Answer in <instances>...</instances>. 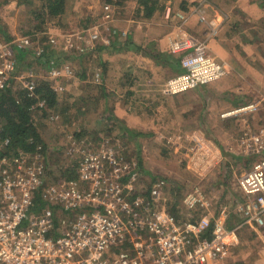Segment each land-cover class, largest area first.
Here are the masks:
<instances>
[{"label":"rangeland","instance_id":"obj_1","mask_svg":"<svg viewBox=\"0 0 264 264\" xmlns=\"http://www.w3.org/2000/svg\"><path fill=\"white\" fill-rule=\"evenodd\" d=\"M7 1L0 0V25L8 33H0V43L37 29L24 6L17 0ZM162 1L174 9L170 18H166V8L152 18L138 16V0L117 7L104 0H69L64 24L55 29L50 24L47 29L58 39L51 46L55 56L44 63L31 53L23 58L16 55L17 68L11 77L15 89L25 87V81L36 87L40 81H50L60 92L59 105L47 113L38 104L34 113L45 141L51 179L62 178L68 168L75 169L83 151L113 149L129 164L128 170L136 168L139 190L165 181L161 208L180 221L212 219L222 207L229 209L241 199L239 177L264 158V152L247 154L242 144L246 134L264 127V1L199 0L189 11L182 9L181 0ZM239 4L255 6L261 16L243 11ZM107 5L113 9L114 21L106 27L104 39L92 41L90 32L102 23ZM229 5H237V17L230 16ZM179 12L185 14L184 20ZM189 36L205 43L209 53L225 62L228 74L171 94L168 80L184 72L181 59L192 51L175 50L171 41ZM129 37L133 44L125 45ZM163 37H167V46L159 44ZM103 43L112 46L102 50ZM174 59H180V65ZM52 61L61 69L69 65L71 73L53 77ZM231 72L238 80L229 83ZM233 85L236 92L230 90ZM250 104L257 108L228 115ZM194 187L200 188L202 201L189 208L184 199ZM239 221L233 216L231 223L234 226ZM248 227L239 231L240 238H245L242 232ZM239 242L238 248H231L228 264H253L243 240Z\"/></svg>","mask_w":264,"mask_h":264},{"label":"built area","instance_id":"obj_2","mask_svg":"<svg viewBox=\"0 0 264 264\" xmlns=\"http://www.w3.org/2000/svg\"><path fill=\"white\" fill-rule=\"evenodd\" d=\"M165 13L166 18L173 15L170 5ZM113 16L107 5L99 25L109 29ZM178 16L186 18L181 12ZM98 26L90 32L92 41L105 37ZM45 34L51 44L57 43L55 33ZM192 37L171 41L175 50L192 48L181 59L184 72L168 80L171 94L228 74L227 64ZM32 44L31 35L0 43V89L17 68L15 50ZM35 52L41 56L43 46ZM52 64L53 77L68 76L72 71L69 65L61 69L54 61ZM24 84L32 95L35 83ZM39 105L43 107L45 101ZM256 108L250 104L228 115ZM242 144L247 154L264 152V127L246 134ZM109 150L83 151L75 165L76 177L56 180L49 177L42 144L34 151H15L0 132V264H228L230 250L239 243V231L245 226L252 227L264 241V158L239 177L241 199L229 209L222 207L212 219L180 221L159 206L165 181L139 190L136 168L128 170L129 164ZM201 201L199 187L184 199L189 208ZM233 215L240 221L230 227Z\"/></svg>","mask_w":264,"mask_h":264},{"label":"trees","instance_id":"obj_3","mask_svg":"<svg viewBox=\"0 0 264 264\" xmlns=\"http://www.w3.org/2000/svg\"><path fill=\"white\" fill-rule=\"evenodd\" d=\"M104 1L113 5V7H117L116 5H122L127 0ZM7 2H9V0ZM17 2L19 6L25 7V14L28 16L29 21L35 23L37 29L25 32V35L32 36L34 46L25 50H17L16 55L23 58L26 54L31 53L40 61H44V63L48 62L49 58L55 56V52L53 51L55 48L51 47L52 44L50 43L49 35L45 34V32H47L50 24L53 29L64 24L66 12H68L69 0H17ZM198 2L199 0L192 2L190 0H181V7L183 10L189 11L191 7ZM165 8L166 6L162 0H138L136 13L142 18H152L157 12ZM102 30V35L107 36L106 30ZM36 31L37 33H40L36 34ZM0 33L3 36L8 34L1 28V25ZM38 35L40 38H38ZM13 38L14 37H12V39ZM6 39L9 40L11 38L9 37ZM130 39L131 38L129 37L128 41L125 42V45L133 44ZM111 42L113 43V40H111ZM38 46H43L44 48V53L41 56H37L35 53ZM111 46L112 45H106L103 43L100 45V49H109ZM151 56L154 58L161 57V55L153 53H151ZM174 64L180 65V59H174ZM137 79L138 76L135 79V82H138ZM14 82V77H10L6 82L5 88L0 89V132L4 137L10 139L11 147L15 151L19 149L34 151L39 144H42L43 147H45V141L39 131V127L34 118V113L40 108L38 104L41 101H45V105L41 107V109L47 113L51 108L55 107L56 104L59 105L61 103L60 92L55 89V86L50 81H40L37 83V87L31 95L29 90L25 87L15 89ZM62 176V178L68 179L75 178L76 170L68 168L65 172L63 171ZM55 179L58 180L59 178ZM233 216L235 217L237 215ZM232 217L230 219V227H233V222L231 223ZM237 217L239 218V216Z\"/></svg>","mask_w":264,"mask_h":264},{"label":"crops","instance_id":"obj_4","mask_svg":"<svg viewBox=\"0 0 264 264\" xmlns=\"http://www.w3.org/2000/svg\"><path fill=\"white\" fill-rule=\"evenodd\" d=\"M237 1L239 2L240 0H237ZM250 1L255 2L254 0H246L247 3L250 2ZM262 1H264V0H262ZM237 5H235V6H230L229 5L231 7V8L229 7L230 11H231V15H230L231 17H237V15L235 16V11H234V8L237 7ZM239 5H240V7L242 8L243 11H245V12L248 11V13H250V14H252V12H253V14L257 13L256 14V15H258L257 17L261 16V13H258V11H256L254 9L255 6L252 7L251 4H249L248 7H246V5H244V4H239ZM257 10H259V9H257ZM256 15H254V16H256ZM251 21L252 20H249V22H251ZM188 25H189V23H188ZM160 42H162V43H160ZM167 43H168L167 37H163V38L159 39L160 46L161 45L164 46V44L167 46ZM231 66H233V64ZM237 80H238V78L236 77L235 73L231 72L229 74V83L230 82H235ZM234 89H236V86L233 85L230 90H232L233 92H236ZM237 89L239 90L240 88L237 87ZM242 234L244 235L245 238L244 239L240 238V239L243 240L242 244H244L243 246H245L244 250L248 251L249 257L252 256V258H251L252 259V263L253 264H264V241L261 239V237L258 235V233L250 226L248 227V231L247 232L244 231V232H242ZM238 244L235 245L234 247L239 246ZM234 247H233V251L235 249ZM236 248H238V247H236Z\"/></svg>","mask_w":264,"mask_h":264}]
</instances>
